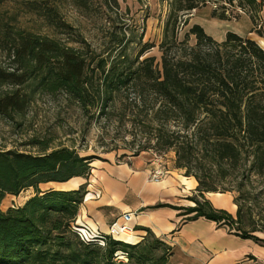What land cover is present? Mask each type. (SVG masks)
<instances>
[{
  "label": "trees",
  "instance_id": "obj_1",
  "mask_svg": "<svg viewBox=\"0 0 264 264\" xmlns=\"http://www.w3.org/2000/svg\"><path fill=\"white\" fill-rule=\"evenodd\" d=\"M76 2L86 6L85 1ZM207 4L212 5L209 18L238 21L245 15L251 22L249 31L262 35L257 28L261 24V0H171L158 44L159 62L152 56L136 62L118 56L114 65L105 68L106 61L99 59L95 68L102 75V84L95 95L89 88L93 82L89 61L79 48L47 34L1 33L0 49L10 67L0 68V85L9 84L15 89L0 95V113L23 110L29 96L19 88L28 82L47 94L63 91L84 110L94 100L104 110L113 90L130 85L137 98L145 93L151 96L149 112L161 122L155 144L164 150L174 149L175 166L195 178L200 197L204 192L225 190L218 191L204 174L193 172L188 153L207 152L221 177L227 174L223 173L224 165L236 166L243 155L249 162L245 178L253 174L264 180V50L252 38L232 31L217 41L197 23L179 39V27L187 24L188 14ZM42 11L47 25L53 24L56 8L47 5ZM190 36L193 44L188 43ZM145 50L139 51V57ZM126 62L124 68L119 67ZM48 148L43 145L37 153L0 149V202L6 194L35 190L23 207L0 210V264H118L112 261L116 250L127 252L133 264H166L168 252L157 255V250L159 246L168 247L150 232L134 244L108 236L94 239L104 240L105 248L67 238L64 232L74 221L84 186L41 191L39 185L84 176L91 160L66 146ZM244 199L242 194L233 196L235 217L196 198L189 212H194L191 218L223 220L241 237L264 246V237L255 233H263L264 227L244 230L240 226L244 206L240 200Z\"/></svg>",
  "mask_w": 264,
  "mask_h": 264
},
{
  "label": "rangeland",
  "instance_id": "obj_2",
  "mask_svg": "<svg viewBox=\"0 0 264 264\" xmlns=\"http://www.w3.org/2000/svg\"><path fill=\"white\" fill-rule=\"evenodd\" d=\"M81 1H85L86 6H83L82 2L77 3L76 0H0V36L1 33H8L11 36L25 32L47 34L79 48L85 52L89 61V73L93 80L92 87L89 88L93 95L98 85L102 84V75L95 68L99 59L106 61L105 68L114 65V59H118V56L135 62L138 58L152 56L156 62H159L158 44L162 39L171 0H115L117 4L112 0ZM47 5L54 6L58 11L55 22L51 25H47L43 16L42 10ZM211 9L212 5L207 4L192 10L190 14L209 18L208 11ZM190 14L187 24L179 27V39L183 38L190 26ZM194 19L197 20V17ZM61 21L65 26L60 25ZM201 22L194 23L202 24L208 34L212 32L215 35V31L222 28L241 36L247 35L258 45L260 40L264 42L262 18L261 24L257 27L260 28L262 35L249 31L251 22L245 15H242L238 21L205 19ZM188 43H194L193 36L189 37ZM145 47L146 50L139 57V51ZM260 47L264 50V45ZM126 64L127 62L122 63L119 67L124 68ZM8 67H10L9 60L0 49V68ZM111 87L114 89V85ZM12 89L15 88L9 84L0 85V95L11 92ZM19 89L27 93L28 102L21 112L0 113V149L37 153L43 145H48L47 151L66 146L80 156L89 157L90 160L110 155L119 161L123 160L122 156L125 155L147 153L150 158L153 154L161 155L164 163L172 161L173 166L176 167L174 149L164 150L160 145L155 144L161 122L152 118L149 112L152 106L151 96L145 93L143 98H137L133 86H122L120 91L113 90L112 98L104 110L100 109L101 104L96 100L84 110L63 91L47 94L35 89L31 82ZM171 129H175V126ZM207 155L205 151L187 154L191 158L192 171L204 174L218 191L225 190L224 192H230L233 196L243 195L244 201L240 200L244 205L240 222L242 229L263 228L264 192L262 194L259 192L264 191V180L256 178L253 174L245 178L249 173V162L243 158V155L236 166L224 165L223 173L227 174L221 177L216 166L211 165ZM177 170L184 175L183 168ZM49 187L50 185H39V190L45 191ZM79 188L82 189V186L76 189ZM34 195L33 188H27L18 195L6 194L0 202V210L5 212L9 209L21 208ZM255 233L264 237V232L255 231ZM64 235L83 244L106 247L104 240H94L96 238L81 233L74 225V221H70L69 229ZM120 252L116 250L113 253L112 261L118 264L134 263L133 260H129L127 252L124 251V256ZM167 252L164 246H159L157 255L163 253L165 255ZM118 256L123 258L119 259Z\"/></svg>",
  "mask_w": 264,
  "mask_h": 264
},
{
  "label": "crops",
  "instance_id": "obj_3",
  "mask_svg": "<svg viewBox=\"0 0 264 264\" xmlns=\"http://www.w3.org/2000/svg\"><path fill=\"white\" fill-rule=\"evenodd\" d=\"M261 2L263 24L264 0ZM203 18L192 13L189 24L212 19ZM226 32L220 28L209 35L221 41ZM122 158L119 161L107 155L92 159L86 175L40 186L64 190L84 186L74 225L85 236H107L109 224L130 212L134 241L124 242L137 243L150 232L168 247L166 264H264V246L241 237L233 226L204 216L191 218L194 212L189 209L195 206V198L235 217L236 205L230 192H204L200 197L195 178L183 175L172 161L165 163L166 174L160 181H148L152 164L147 153Z\"/></svg>",
  "mask_w": 264,
  "mask_h": 264
},
{
  "label": "built area",
  "instance_id": "obj_4",
  "mask_svg": "<svg viewBox=\"0 0 264 264\" xmlns=\"http://www.w3.org/2000/svg\"><path fill=\"white\" fill-rule=\"evenodd\" d=\"M150 163L152 164V166L148 171L147 180L152 182L160 181L166 174L165 163L162 156L153 154L150 159ZM130 219V212L122 213L109 224L106 235L111 239L124 242V238L133 233V227L129 223ZM88 237L97 239V237L99 236L95 235ZM120 253L123 254L122 256H124L125 254L124 252ZM118 258L121 259L123 257L118 256Z\"/></svg>",
  "mask_w": 264,
  "mask_h": 264
},
{
  "label": "bare ground",
  "instance_id": "obj_5",
  "mask_svg": "<svg viewBox=\"0 0 264 264\" xmlns=\"http://www.w3.org/2000/svg\"><path fill=\"white\" fill-rule=\"evenodd\" d=\"M259 45L260 46H263L264 45V42L262 41V40H260L259 41ZM262 48V47H261ZM124 240L125 241H127V242H133L134 241V239L132 238V234H129L128 236H126L125 238H124Z\"/></svg>",
  "mask_w": 264,
  "mask_h": 264
}]
</instances>
